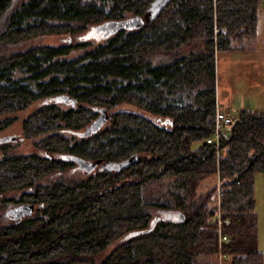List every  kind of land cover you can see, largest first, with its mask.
<instances>
[{"label":"trees","instance_id":"1","mask_svg":"<svg viewBox=\"0 0 264 264\" xmlns=\"http://www.w3.org/2000/svg\"><path fill=\"white\" fill-rule=\"evenodd\" d=\"M262 2L0 0V134L21 120L35 146L0 139V197L18 192L4 199L16 210L0 222V264H219L217 182L223 264H264V110L238 113L219 161L206 142L216 54L256 36Z\"/></svg>","mask_w":264,"mask_h":264},{"label":"rangeland","instance_id":"2","mask_svg":"<svg viewBox=\"0 0 264 264\" xmlns=\"http://www.w3.org/2000/svg\"><path fill=\"white\" fill-rule=\"evenodd\" d=\"M153 12V10H152ZM259 25L258 33L255 38L245 39L242 42H236L233 50L219 51L216 54L215 64V76H216V91L217 101L221 106H225L226 101L229 99L238 100L239 94L249 96L254 87L261 86L264 88V2L259 6L258 10ZM152 13L149 14L150 17ZM149 17V18H150ZM89 34H83L81 36L70 38L64 36H52L45 35L31 40L30 44H61L69 43L70 41L79 42L87 39ZM245 47V48H244ZM243 48V49H242ZM256 49V50H255ZM258 53V54H256ZM260 60V61H259ZM260 62V64H259ZM263 62V63H262ZM256 91V90H255ZM131 109L137 110L133 106H129ZM222 110V109H221ZM224 111V110H223ZM234 114V113H233ZM19 118H23V114ZM11 138L14 142V150L19 153L34 152L35 146L33 140L26 139L23 134L21 120H16L8 129L0 134V139ZM261 178V177H260ZM256 179V177H255ZM205 184L202 185V191L209 190L214 184H216L215 177H208ZM217 184H219L217 182ZM259 187V181H258ZM218 185L216 186L217 193ZM17 191H12L9 195H1L0 197V222H8L12 217L13 212L16 210L14 206L15 202L5 201L7 196H13ZM260 193V190H259ZM263 196V195H262ZM20 208V207H18ZM156 214V213H155ZM158 216L165 217V213H158Z\"/></svg>","mask_w":264,"mask_h":264},{"label":"crops","instance_id":"3","mask_svg":"<svg viewBox=\"0 0 264 264\" xmlns=\"http://www.w3.org/2000/svg\"><path fill=\"white\" fill-rule=\"evenodd\" d=\"M259 20H258V25H259ZM257 33H258V29H257ZM261 59L264 60V57H262ZM261 68L264 69V66H262ZM218 106H219L218 108L230 114L233 113L238 114L240 111L244 109H252L259 111L264 110V88H262L261 86H256L254 87L253 91H251L249 96L245 97V95L239 94L238 100L228 99L226 101L225 106H221L220 103L218 104ZM258 181H259V187H258ZM255 199H256L255 213L257 214L258 217V247L261 251L264 252V174H259L256 176Z\"/></svg>","mask_w":264,"mask_h":264},{"label":"built area","instance_id":"4","mask_svg":"<svg viewBox=\"0 0 264 264\" xmlns=\"http://www.w3.org/2000/svg\"><path fill=\"white\" fill-rule=\"evenodd\" d=\"M237 115L238 114L227 113L221 110L220 108H218L216 111L215 129L212 135L206 139V142L208 144H214V146L216 147V160L217 161H219L220 159V147L222 144V140L224 136H228L229 129L231 125L233 124ZM217 185H218V189L216 193V201H217L218 208H217L216 214L212 217L211 222L216 225V228L218 231L219 264H223V259L226 257V255L222 251V246L223 244H226L229 242V237L223 233V226L228 224L229 221L223 218V214L220 208L223 190L220 187V184H217Z\"/></svg>","mask_w":264,"mask_h":264},{"label":"water","instance_id":"5","mask_svg":"<svg viewBox=\"0 0 264 264\" xmlns=\"http://www.w3.org/2000/svg\"><path fill=\"white\" fill-rule=\"evenodd\" d=\"M165 1H167V0H161V2H165ZM144 23V20L142 19V18H140V19H138L137 21H136V24L138 25V26H141L142 24ZM104 116L106 117L107 116V113H106V110H104ZM7 140H11V138H6ZM136 158H137V154H135V159L134 160H132V162L133 161H136ZM101 161L102 160H96L95 162H93V163H80V167L83 169V170H85L87 173H90V172H92V171H94L95 169H96V167L101 163ZM131 162V163H132ZM20 209H22L21 211H19L20 213L19 214H26V213H31L32 212V209H33V205H30V206H28V205H23L22 206V208H20ZM20 209H18V210H20ZM22 212V213H21Z\"/></svg>","mask_w":264,"mask_h":264},{"label":"flooded vegetation","instance_id":"6","mask_svg":"<svg viewBox=\"0 0 264 264\" xmlns=\"http://www.w3.org/2000/svg\"><path fill=\"white\" fill-rule=\"evenodd\" d=\"M96 170V169H95Z\"/></svg>","mask_w":264,"mask_h":264}]
</instances>
